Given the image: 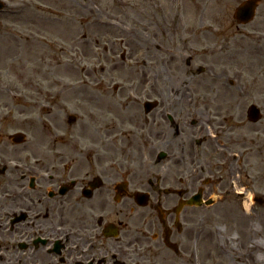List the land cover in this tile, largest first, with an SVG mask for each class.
I'll list each match as a JSON object with an SVG mask.
<instances>
[{
  "label": "flooded vegetation",
  "instance_id": "obj_1",
  "mask_svg": "<svg viewBox=\"0 0 264 264\" xmlns=\"http://www.w3.org/2000/svg\"><path fill=\"white\" fill-rule=\"evenodd\" d=\"M173 1L178 19L152 21L149 48L167 74L172 66L183 74L195 66V49L202 59L220 57V34L203 12L212 0L196 1L198 19L191 20L183 19L184 0ZM209 60L203 63L211 70L216 60ZM151 85L152 94L134 89L137 98L107 104L98 99L105 93L88 103L85 90H75L74 102L85 101L90 116L70 124L64 115L63 125L78 127L67 133L35 130L38 101H0V264L187 263L191 233L208 207L185 203L196 194H226L227 176L217 172L233 150L225 139L251 124L234 99L217 101L227 89L214 74L181 86L199 100H162L153 97L157 90L179 85ZM257 102L264 113V98ZM12 121L20 124L7 131Z\"/></svg>",
  "mask_w": 264,
  "mask_h": 264
},
{
  "label": "rangeland",
  "instance_id": "obj_2",
  "mask_svg": "<svg viewBox=\"0 0 264 264\" xmlns=\"http://www.w3.org/2000/svg\"><path fill=\"white\" fill-rule=\"evenodd\" d=\"M4 1L7 6L0 12V85L12 89L15 96L12 97L10 91L0 89V101L14 100L27 105L38 101V114L30 117L36 131L45 134L52 131L76 132L78 127L63 125L64 114H77L84 122L86 116H90V108L85 101L74 102L76 92L69 85L84 86L83 96H86L88 103L105 98L102 103L107 104V100L114 99L129 101L127 92H130V88L152 94L151 82L154 83V78L159 86H179L173 91L165 89L160 93L157 90L153 97L174 101L190 99L191 93L182 91L181 86L195 83L199 77L192 75L196 73L194 66L183 75L173 74L177 70L172 66L171 73L167 74L161 67L162 59L156 54L151 55L149 48L150 23L154 20L178 19L173 0ZM241 1L212 0L216 4L212 13L208 15L203 11L206 18L216 15L213 18L219 21L217 29H222L218 41L227 44V52H219L220 57H206L205 61L195 49L198 58L194 61L200 65L202 62H212L210 58L216 60L212 72L216 73L218 84L227 89V97L223 94L217 101L234 99L238 103L237 113L242 104L246 109L250 101L258 100L259 93H264V0H260L255 19L246 25L231 21L232 10ZM188 3L189 0L183 2L186 7L183 19L191 20L192 15L198 19L199 7ZM188 9L192 10L191 16ZM78 11L82 18H77ZM100 21L110 24L103 27L97 24ZM87 34L91 37L88 44L82 41V35ZM73 35L77 37L75 42ZM104 48L109 53L106 54ZM73 49L85 54V59L79 63L84 66L82 73L78 66H68L74 61ZM100 53L104 57L102 61L99 59ZM123 53L125 58L121 60ZM155 58L160 61L155 62ZM224 71L226 73L222 74ZM234 71L241 76L239 82L234 77ZM210 76L211 73L206 71L201 74L202 78ZM81 77L87 83H82ZM230 81L234 86L228 85ZM113 85L119 87L118 91H112ZM243 88L247 90L248 97L240 92L239 89ZM21 93L26 96H19ZM103 93L104 97L97 99ZM197 96L198 93L194 92L192 97L199 100ZM19 124V121L8 123L7 131L16 129ZM263 125L264 119L252 125V129L246 126L241 131L229 134L235 152V157L229 155V159L233 161L239 179L235 183L236 191L244 188L245 191L250 189V193L264 195ZM243 138H246V146L239 148ZM217 198V204L206 210L200 209L204 215L201 243L204 247L200 244L202 264H253L256 256L261 260L258 254L264 253V204L260 207L251 201L250 206H246L248 199L231 198L228 194ZM251 244H258L261 248L251 252ZM223 250L227 253L224 254Z\"/></svg>",
  "mask_w": 264,
  "mask_h": 264
},
{
  "label": "bare ground",
  "instance_id": "obj_3",
  "mask_svg": "<svg viewBox=\"0 0 264 264\" xmlns=\"http://www.w3.org/2000/svg\"><path fill=\"white\" fill-rule=\"evenodd\" d=\"M79 13V14H78ZM76 15H77V18H82V16H81V14H80V12L78 11V12H76ZM84 19V18H83ZM84 23H86V21L84 22ZM97 24L98 25H100V26H106V25H109L110 23L108 22V21H100V22H97ZM88 38H91V37H89V36H87V37H85L84 39H85V43L86 44H88L87 42H88ZM75 39H77V37L75 36V38H74V35H73V37H72V40L75 42ZM85 59V58H84ZM83 59V60H84ZM73 62H70V63H68V66L70 67V68H73V66H78L79 67V71L82 73V71L84 70V66L82 65V66H80L79 65V63H82V60H81V58L79 57V56H77V55H75L74 57H73ZM81 60V61H80ZM83 75V74H82ZM82 78V83H87V81H85L86 79L85 78H83V77H81ZM249 200V199H248ZM246 206H248V204L246 205ZM201 245H203V247H204V244H201ZM198 248H199V244H198ZM250 248H251V252L253 251V250H259L261 247L258 245V244H251L250 245ZM222 249H224V247L222 248ZM206 252H208L207 250H206ZM223 252H224V250H223ZM224 254H226V253H224ZM252 255V254H251ZM258 256L261 258V260L260 259H258V257L256 256L255 257V259H254V261H253V264H262V261H264V253H262V252H260L259 254H258ZM246 264V263H245Z\"/></svg>",
  "mask_w": 264,
  "mask_h": 264
},
{
  "label": "water",
  "instance_id": "obj_4",
  "mask_svg": "<svg viewBox=\"0 0 264 264\" xmlns=\"http://www.w3.org/2000/svg\"><path fill=\"white\" fill-rule=\"evenodd\" d=\"M257 0H246L235 10V18L239 22H248L252 19L254 14V9L256 7ZM249 119L251 121H256L258 119L257 111L250 109L249 110ZM260 202V201H259Z\"/></svg>",
  "mask_w": 264,
  "mask_h": 264
}]
</instances>
